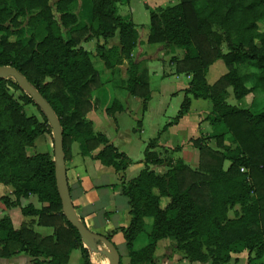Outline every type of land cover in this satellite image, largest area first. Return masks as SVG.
I'll use <instances>...</instances> for the list:
<instances>
[{
  "label": "trees",
  "instance_id": "16d2710c",
  "mask_svg": "<svg viewBox=\"0 0 264 264\" xmlns=\"http://www.w3.org/2000/svg\"><path fill=\"white\" fill-rule=\"evenodd\" d=\"M80 1L84 10L75 13L78 0H55L54 8L50 0H0V66L14 67L53 108L62 129L65 160L75 141L82 155L103 145L94 158L116 171L130 163L105 134L93 131L85 117L101 80L83 40L96 38L95 50L108 68L127 60L125 89L141 99L142 111L151 91L147 70L135 61L134 49L144 40L183 50L170 63L175 73L189 75L190 80L176 115L161 132L189 111L192 98L211 102L208 119L214 132L207 139L189 140L198 150L196 169L183 161L180 146L164 148L169 153L161 156L158 133L145 146L144 167L135 177L122 179L121 192L130 207L128 226L122 228L127 264H160L157 254L164 242L181 251L190 264H230L231 254L244 250L247 264H264V108L257 111L227 102L229 87L238 100L256 90L264 93V29H259L264 25V0H179L147 6L149 23L142 40L131 18L118 13L117 4L130 0ZM21 18L30 31L27 39ZM116 34L120 47L107 46ZM218 60L226 71L210 83L207 74ZM244 62L257 72L241 74L238 66ZM10 87L21 90L13 78L0 77V184L11 185L15 199L0 195V202L20 206L21 198L36 195L41 206L21 205V213L36 216L38 225L53 231L42 236L33 229L34 221L14 228L4 215L0 257L25 252L33 257L30 264H66L70 251L80 249L83 264H92L89 250L62 213L53 155L30 150L38 136L51 134L48 120L25 91L15 98ZM26 104L36 106L40 117L26 114ZM114 107L121 109L114 101L106 111L113 113ZM235 205L239 210L230 218L228 211ZM143 231L148 242L134 249ZM119 264H125L121 255Z\"/></svg>",
  "mask_w": 264,
  "mask_h": 264
},
{
  "label": "crops",
  "instance_id": "0c3cea01",
  "mask_svg": "<svg viewBox=\"0 0 264 264\" xmlns=\"http://www.w3.org/2000/svg\"><path fill=\"white\" fill-rule=\"evenodd\" d=\"M131 1L132 0L128 2L129 13L123 14V16L129 15L128 17H130L131 20L136 24V9L131 4ZM141 2L143 3V7L145 9L143 15H146L147 13L149 15L147 6L156 7L175 4L172 3L174 2V0H141ZM126 12H128V10ZM139 15H142V12H140ZM95 40L96 38L93 37L81 42L82 46L84 44L87 47V50L91 53L90 58L94 68L96 69L94 61L92 60L93 55L102 62L104 71L107 72L106 75L110 74L108 77V81H112L111 78L113 70L114 72H117L119 74L120 80L117 82H107V84L101 82V85L92 93V108L87 112L85 117L91 121L93 131L105 134L110 144L114 145L118 151L124 152L129 157L130 163L127 165L124 171H116L113 166L104 165L100 160L94 158L98 151L103 148V145H100L99 147L91 151V155H82L80 153L78 143L74 141L71 143V155L68 159L65 160L66 178L71 203L78 218L85 224V226L89 230L103 236L109 235L110 240L117 247L120 255L122 252H126L127 255L128 250L125 244L122 228H126L128 226L130 220V207L127 196H125L121 192L120 183L122 179L129 180L135 177L144 167L142 160L144 149L146 146L145 144H147L151 138L148 137L147 139H144L142 136L140 137L135 133H138L140 135V133L143 131L142 117L145 111H147L148 109L150 99L147 103L146 109L142 111L141 117L134 118V123L131 120V123L129 121L128 124H126L127 121L124 118H121L123 117L121 115H123L128 110V105L130 104L131 98L138 102L141 107V99L137 96L129 94L125 89L128 62L126 59H124L122 63L116 65L114 69L108 68L95 50ZM155 44H159L161 47H163L161 43ZM107 46L120 47L117 34L116 36L108 39ZM170 50L172 49L165 48L166 53L171 52ZM133 55L135 61L139 62V66L141 68H145L141 66L142 60H144V58L146 57V55L143 56V49L141 47L135 48L133 51ZM97 72L99 74L98 70ZM147 78L149 82L148 70ZM186 78L188 79L189 83L190 76L186 75ZM188 83L183 84L182 87H180L178 90L182 89L184 93V89L187 88ZM109 89H111V92L109 94H113L114 92L115 94L120 95L119 91L121 90H123L124 93L121 95V98H118L116 95V97L112 98L111 96H109L107 99H105V97L103 96L108 95L107 91ZM114 101H117L119 103L121 109L118 110L115 109L116 107H114V112L108 113L106 110L113 105ZM191 118L192 116H189L188 111L176 124L169 126L165 133L160 135V137L158 138V144L159 148L163 147L167 149L180 146V155L183 161L192 169H196L198 167V150L191 144L189 140L191 138L202 136L201 134H204L205 132H207V130L203 129L201 126L204 125V123L202 122V117H199V119H197V123H193ZM43 135L44 143H46L47 147H49V149L44 152H48L53 155V137L48 133ZM175 142L177 144H175ZM227 166L228 162H225V167ZM12 191L13 187L11 185L0 184V195H7L10 201L15 199ZM37 202L40 203L36 195L32 194L27 198H21L20 206L27 203H32L35 207L38 208L41 206V203L40 206H38ZM20 206H6L2 202H0V217L4 215L8 216L11 219L14 228L27 226L30 222L34 221V223H32L33 229L40 233L42 236L52 233L53 229L51 227L40 226L36 223V216H28L22 214ZM238 210L239 206L235 205L233 209H230L228 211V216L230 218H233L234 211ZM40 227L50 229V231L48 233H42ZM84 246L89 250V256L92 264H96L98 258L104 257L99 248L97 251H93L90 250L86 245ZM175 252L176 251L174 247H171L166 251L167 255L165 258L168 261L166 264H172L173 258L175 260H180L183 262L186 261L185 264L190 263L188 259L184 257L181 251V254ZM231 257L232 259L230 261V264H247L248 251L244 250L240 253H233L231 254ZM40 259H42V257ZM32 260L33 257L28 255L27 253L18 252L8 258L0 257V264H30ZM77 263L83 264L80 249H72L66 259V264ZM127 263L128 262H126L125 264ZM194 264H199V262H194Z\"/></svg>",
  "mask_w": 264,
  "mask_h": 264
},
{
  "label": "rangeland",
  "instance_id": "374dc122",
  "mask_svg": "<svg viewBox=\"0 0 264 264\" xmlns=\"http://www.w3.org/2000/svg\"><path fill=\"white\" fill-rule=\"evenodd\" d=\"M179 0H174L172 3H176ZM133 7L136 9V14H135V21L137 25V29L139 31L140 35V40L144 39L145 33L147 30V26L149 23V15L148 13L146 15H143V12L145 11L143 7V3L141 0H132L131 1ZM50 3L52 7L54 8L55 0H50ZM171 4V3H170ZM118 13L119 14H126L129 13V5L128 3H118ZM73 10L75 12H82L84 10V5L80 0H78V4L73 5ZM80 10V11H79ZM128 10V12H126ZM142 12V15H139L140 12ZM56 18H58V14L55 13ZM129 16V15H128ZM21 21L23 25L25 26L27 30V36L26 39L28 38L30 31L26 26V19L21 18ZM259 29L263 30L264 25L259 24ZM63 33L66 36L67 31L63 29ZM96 43V40H95ZM83 46L87 49V47L83 44ZM137 47H141L143 49V56L146 55L144 60H142V67H145L148 70V75H149V87L151 91V98L149 101L148 109L145 111L143 117H142V129L143 131L140 133H135L138 136H142L144 139H147L148 137L152 138L158 133L160 135L164 134L166 130L161 132L162 127L164 124L169 121L171 118H173L179 107L180 103L183 99V91L182 89L178 90L180 87H182L183 84L188 83V79L186 78V75L183 73L177 74L175 73L173 65L170 63V57L171 55H175L178 57H181L183 55V50L181 49H175V50H170L171 52L166 53L164 46L161 47L159 44H150L144 42V40L141 41V44L138 45ZM136 47V48H137ZM163 48V50H162ZM221 49L223 51L226 50V45L225 42L222 41L221 43ZM92 60L94 61L96 69L99 71L100 74V79L102 83L107 82H117L120 80L119 74L117 72H112V81H108L109 75H106L107 72L104 71V67L102 62L96 57L92 56ZM239 72L241 74H246V73H255L257 70L250 66L248 63L244 62L240 66H238ZM226 69L224 67V64L221 60L216 61L213 63L209 69V72L207 74V80L211 83L213 82L216 78H218L223 72H225ZM182 82V83H181ZM111 84V83H110ZM23 89H14L12 87L9 88V92L15 97L19 98L21 91ZM24 91V90H23ZM95 91V89L92 91V93ZM108 95L102 96L107 99L109 96L116 97L117 94L113 92V94H109L111 92V89L108 91ZM120 95H117L118 98H121V95L124 93L123 90L119 91ZM227 102L239 107H250L253 110H261L264 108V93L256 90L248 95H246L242 99H236L233 96L232 89L231 87L228 88V95H227ZM128 110L121 116V118H124L128 124V122L131 120L133 123L135 122L134 118L136 117H141L142 109L140 107V104L133 100L131 98L130 104L128 105ZM24 111L26 114H35L38 117H40L39 111L36 106L32 104H26L24 105ZM201 115V116H199ZM189 116H192L191 120L197 123V119L199 117H202V122L204 125H201L203 129H206L207 132L204 134H201L202 136H205L204 139H207L210 134H212L213 129H211L209 125V119L212 118V113H211V102L206 99H195L192 98L191 100V106L189 108ZM211 129V130H210ZM217 132H219L217 130ZM52 135V134H50ZM159 135V137H160ZM212 146H214V141L210 140L209 141ZM175 144H177L175 142ZM146 145V144H145ZM49 147H47L46 143H44V135H40L37 137V139L34 142V145L30 148L31 151L35 152H44L48 150ZM196 149V148H195ZM157 151L160 153L161 156H166L169 152L164 151V148H158ZM158 171H162L163 167H157L156 168ZM38 206H40V203H38ZM151 220L147 219V223L150 225ZM40 230L42 233H48L50 229H46L43 227H40ZM146 231H148V226L146 227ZM146 231H143L135 240L133 244L134 249H138L143 247L147 242V233ZM103 250H105V247L100 245ZM171 243L164 242L158 251V261L160 264H166L168 261L165 258L167 253L166 250H169L171 248ZM175 249V248H174ZM175 253L181 254L179 250L175 249ZM76 254V253H75ZM75 256V255H74ZM105 257V256H104ZM98 258L96 264H107L108 263V258ZM121 258L122 262L126 263L128 262V257L126 255V252L121 253ZM262 261H264V256L262 257ZM185 262L180 261V260H175L174 258L172 259V264H185ZM78 264V263H77ZM190 264V263H189ZM199 264H209V263H200Z\"/></svg>",
  "mask_w": 264,
  "mask_h": 264
},
{
  "label": "water",
  "instance_id": "95a60500",
  "mask_svg": "<svg viewBox=\"0 0 264 264\" xmlns=\"http://www.w3.org/2000/svg\"><path fill=\"white\" fill-rule=\"evenodd\" d=\"M0 77L13 78L19 87L32 98L48 120L53 137V161L56 187L61 200L62 213L64 214L66 220L76 228L83 244L90 250L97 251L99 248L101 253L108 258L107 264H119L120 253L114 243L107 237L89 230L78 218L71 203L66 178L62 129L53 108L38 92V90L29 83L26 77L18 72L14 67L10 65L0 66ZM100 245L104 246L105 250L100 248Z\"/></svg>",
  "mask_w": 264,
  "mask_h": 264
},
{
  "label": "built area",
  "instance_id": "2783aa9c",
  "mask_svg": "<svg viewBox=\"0 0 264 264\" xmlns=\"http://www.w3.org/2000/svg\"><path fill=\"white\" fill-rule=\"evenodd\" d=\"M243 170V169H242Z\"/></svg>",
  "mask_w": 264,
  "mask_h": 264
}]
</instances>
